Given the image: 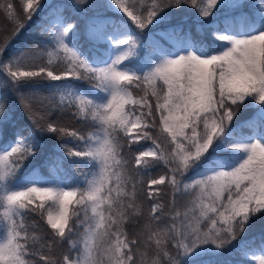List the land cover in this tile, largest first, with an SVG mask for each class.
<instances>
[{
  "label": "snow or ice",
  "instance_id": "snow-or-ice-1",
  "mask_svg": "<svg viewBox=\"0 0 264 264\" xmlns=\"http://www.w3.org/2000/svg\"><path fill=\"white\" fill-rule=\"evenodd\" d=\"M184 4L197 9L195 34L176 17ZM79 5L124 13L135 29L117 23L108 32L93 22L85 34L60 6L0 4L14 25L0 43V72L30 125L21 135L0 101V264H264V225L258 237L241 240L264 217V0H147L143 7L74 0L65 7L82 11ZM46 7L53 15L41 31L46 39L5 59ZM229 11L238 13L236 25L213 29L199 19ZM89 39L95 43L85 50ZM42 47L47 61L37 63ZM41 90L59 102L35 108L31 97ZM69 114L83 130L62 125ZM50 134L62 140L75 177L25 171ZM141 140L152 147L133 149ZM161 163L167 171L151 176ZM193 170L199 178L186 175ZM158 185L171 191L167 206ZM141 194L150 204L146 217ZM238 240L236 251L251 259H219ZM65 245L57 258L43 251Z\"/></svg>",
  "mask_w": 264,
  "mask_h": 264
},
{
  "label": "trees",
  "instance_id": "trees-1",
  "mask_svg": "<svg viewBox=\"0 0 264 264\" xmlns=\"http://www.w3.org/2000/svg\"><path fill=\"white\" fill-rule=\"evenodd\" d=\"M5 0H0V4H3ZM74 0H50L45 5H53V6H60L63 11V15L70 17L71 19L75 20L81 28L82 33H87L88 28L91 26L93 22L100 24L105 31L110 32L112 30V26L116 25L117 23H127L130 27L135 29V25L131 23L129 17L124 14H119L116 12L109 11L107 8L104 7H97V8H85L84 5H79V8L82 11H77V9L72 7H65L67 5H71ZM89 3L96 4V5H104L106 0H88ZM147 0H137L138 7H143L146 4ZM251 3H259V0H249ZM16 3H21V0H16ZM1 15L5 17V15L0 12ZM175 14L177 19L183 18L188 21L193 29V34H195V26L196 21L198 19V12L197 9L192 7L191 5L184 4L182 9L175 10ZM238 13L234 11H229L226 14L224 12H214L211 17L203 18L199 17L200 20H204L210 23V26L214 29L216 27H224L229 23L236 25V16ZM53 19L52 10L48 9L47 7L40 11L38 15L34 16L31 21L27 22V29L23 31L18 39L13 41V43L9 46L8 50L5 54V59L9 56L13 55L14 53L26 51L29 48L33 47V42L38 40H45V36H41V31L43 28H50L51 27V20ZM8 20V19H6ZM8 25H13L8 20ZM206 27L209 24L205 25ZM151 31L155 32L156 29H153L152 26H149ZM149 29H145V32H148ZM14 31L9 34L6 39L11 38ZM5 39V40H6ZM143 39V37H142ZM95 42L91 39L84 40L83 46L85 50L89 47H92ZM103 44V41L99 42ZM27 46V48L25 47ZM36 54L38 56H42L43 60L37 59V63H46L47 61V54L43 51V47L39 50H36ZM59 63V62H57ZM6 74L0 72V101H6L5 104V115L11 114L13 119L18 122L17 126L22 129L21 135L27 136L29 133L30 125L27 124V120L24 118L23 109L20 106V101L17 100L16 96L10 91L9 87L6 86L3 81L5 79ZM47 83V81H41L40 84H33L30 88L25 89V92L30 90L35 91L36 89L42 88V85ZM58 83V82H57ZM82 85L83 88H87V84L83 82H78ZM31 102L35 106V108L40 109L42 106L47 107L52 104H56L59 102V98L57 97L55 100L50 98L46 91H39L38 93L34 94L31 97ZM67 103V101H65ZM252 114V110L249 109L247 111H242L237 118L233 121V126L238 124L241 120L245 119L246 117ZM62 125L68 129L69 132L73 130H83L80 121L71 118V114L66 116L62 120ZM88 131H92V129H88ZM9 139L11 136L9 135ZM63 142L67 144L68 147H73L75 142L71 136H66L63 138ZM44 143L46 147L36 155L34 159H31L26 162L25 171L30 170L32 168H36L40 175L45 176L46 178L51 179L54 175H65L66 173L69 175V178L75 177L76 173L74 171V167L69 165V158L65 155L63 148H61L62 140L57 138L55 135H49L46 137ZM146 147H152L151 142L140 141L137 144H133V149L140 148L141 145H145ZM141 150H144L141 148ZM151 159V158H150ZM86 170V169H85ZM167 171V168L163 165V163L159 164L156 168L151 170V176L158 178L159 175L164 174ZM189 178H199L196 175V172L190 171L186 173ZM140 177H138L139 179ZM144 180H147L148 177L144 176ZM147 187V184H145ZM155 188L162 189L160 193L162 199L160 200L161 203L165 204L166 206L171 202V191L167 189L165 185H158L152 186ZM139 190V186H138ZM167 193L165 195L164 193ZM138 204L141 205V213L146 217L149 209L150 204L144 199L143 194H141L140 199L137 201ZM187 203L186 200H181L179 202L180 209L183 210L184 205ZM38 219V217H34ZM145 221L141 220L140 225L143 226ZM261 225H264V217L260 219L254 220L253 227L249 229L244 236L241 237V240H249L252 237H258V233L260 231ZM45 230V226L41 224L40 229H37V235L40 234L41 231ZM132 231H136L138 229H130ZM47 231H51L47 229ZM75 239V237H74ZM240 241L238 240L233 247L224 252V255L219 259L228 261H236L240 259H251V256L243 257L241 253L236 251V245H238ZM261 246L260 240L257 238L255 244L251 245L252 251H256L258 247ZM37 247H39V242L37 243ZM67 245L64 248H56L53 249L52 252H48L47 249H43V251L52 258H57L61 255L62 252L66 251ZM143 251V249H141ZM72 255L75 257L76 253L73 252ZM38 259V257H37ZM202 259H209V257H203ZM216 259V258H212Z\"/></svg>",
  "mask_w": 264,
  "mask_h": 264
},
{
  "label": "rangeland",
  "instance_id": "rangeland-1",
  "mask_svg": "<svg viewBox=\"0 0 264 264\" xmlns=\"http://www.w3.org/2000/svg\"><path fill=\"white\" fill-rule=\"evenodd\" d=\"M49 1L50 0H40V2L44 5ZM107 2L108 0H106L105 4H107ZM16 5H17V10H19L21 7V3H16ZM112 12H115V11H112ZM119 14H124V13H119ZM7 24H8V20H6V18L0 14V43H2L9 34L11 35L12 31H14V25L7 26Z\"/></svg>",
  "mask_w": 264,
  "mask_h": 264
}]
</instances>
